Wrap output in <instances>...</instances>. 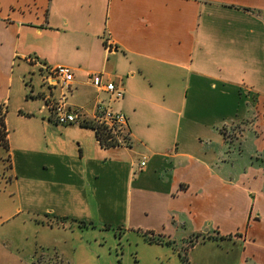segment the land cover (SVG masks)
I'll return each instance as SVG.
<instances>
[{"label":"crops","instance_id":"crops-1","mask_svg":"<svg viewBox=\"0 0 264 264\" xmlns=\"http://www.w3.org/2000/svg\"><path fill=\"white\" fill-rule=\"evenodd\" d=\"M43 65L69 67L72 81L49 85ZM93 74L122 98L93 86ZM27 75L39 76L25 112L41 118L45 159L44 183L25 190L60 203L43 212L89 217L129 182L155 219L142 230L228 238L241 245L238 264H264V0H0V106ZM61 95L83 119L100 106L121 111L127 145L56 123L45 99Z\"/></svg>","mask_w":264,"mask_h":264},{"label":"rangeland","instance_id":"rangeland-1","mask_svg":"<svg viewBox=\"0 0 264 264\" xmlns=\"http://www.w3.org/2000/svg\"><path fill=\"white\" fill-rule=\"evenodd\" d=\"M26 78L23 89L14 86L9 102L2 105L7 139L13 145L3 148L0 139V264H238L241 245L228 238L176 232L168 239L142 230L138 224L155 219L137 209L140 198H135L129 182L115 190L111 198L115 206L98 204L89 217L82 213L85 218L79 214L62 218L43 212L50 207L58 210L60 203L55 196L25 190L31 179L43 182V169L37 167L45 159L42 129L36 127V147L28 139L36 133L32 117L41 118L25 112V103L32 101L30 85L37 87L39 76L32 81ZM223 131L229 140L233 137L231 128Z\"/></svg>","mask_w":264,"mask_h":264},{"label":"built area","instance_id":"built-area-1","mask_svg":"<svg viewBox=\"0 0 264 264\" xmlns=\"http://www.w3.org/2000/svg\"><path fill=\"white\" fill-rule=\"evenodd\" d=\"M41 68L46 72V80L49 85L59 82L61 86H67L73 79L71 69L67 66L57 65L48 67L43 65ZM90 81L93 86L105 91L113 98L118 99L123 96V90L120 85L105 80L98 74L91 75ZM45 107L48 109L54 121L61 125L70 123L80 124L83 120L91 121L99 128V135L96 139L101 146H126L128 143L126 117L121 111L106 109L100 106L96 108L91 120L83 119L75 112L70 111L65 103L64 95L56 99L46 98ZM144 165L145 161L142 159L140 161V167Z\"/></svg>","mask_w":264,"mask_h":264},{"label":"trees","instance_id":"trees-1","mask_svg":"<svg viewBox=\"0 0 264 264\" xmlns=\"http://www.w3.org/2000/svg\"><path fill=\"white\" fill-rule=\"evenodd\" d=\"M79 125L82 126V127H86V128L92 129L94 131L95 136L98 137L99 128L96 127L91 121L83 120L82 122H80ZM0 128L2 129V131L0 132V139L2 140L1 147L7 149V138H6L7 130H6L5 125H4L2 106H0ZM224 137L228 138L225 134H224ZM99 139H100V137H99ZM227 141L229 142L230 140H227ZM191 241H192V238H191ZM182 259H184V258L182 257Z\"/></svg>","mask_w":264,"mask_h":264}]
</instances>
